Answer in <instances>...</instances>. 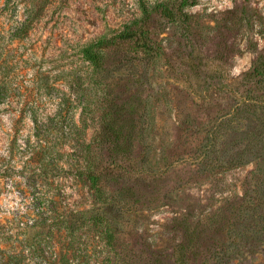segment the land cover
Returning <instances> with one entry per match:
<instances>
[{
  "label": "rangeland",
  "instance_id": "374dc122",
  "mask_svg": "<svg viewBox=\"0 0 264 264\" xmlns=\"http://www.w3.org/2000/svg\"><path fill=\"white\" fill-rule=\"evenodd\" d=\"M194 1L189 25L153 19L161 56L108 55L133 108L130 168L152 173L121 179L134 194L111 248L53 223L95 208L76 175L98 113L81 47L139 0H0V264H264V79L245 75L264 58V0Z\"/></svg>",
  "mask_w": 264,
  "mask_h": 264
},
{
  "label": "trees",
  "instance_id": "16d2710c",
  "mask_svg": "<svg viewBox=\"0 0 264 264\" xmlns=\"http://www.w3.org/2000/svg\"><path fill=\"white\" fill-rule=\"evenodd\" d=\"M244 1L249 2V0ZM194 2V0H171L148 5L144 0H139L137 17L110 35H103L81 47L82 57L89 64L88 81L98 101V113L96 133L93 139L84 144L82 168L76 171V175L84 182L95 208L87 213L82 212L79 216L82 220L79 221L58 219L53 223L57 230L62 227L73 230L86 225L104 241L105 246L111 248L114 246L118 226L117 213H121L123 203L134 194L132 184L128 185L121 179L125 180L134 173L138 176L150 177L152 173L144 170L143 167H141L143 170L138 171L139 173L130 168L135 147L132 145L131 136L123 134L122 130L125 127L124 116L131 114L133 108L125 101H118L111 94L107 82V58L110 53L123 51L133 56L139 55L144 60L161 56V48L155 44L152 31L153 19L155 16H160L168 22L189 25L191 17L184 12V7ZM22 25L20 30L24 32L27 27L25 23ZM245 75L263 80L264 58L258 56L251 71ZM54 117H58L57 112L54 113L53 121ZM128 132L131 133L130 130ZM101 149H104L110 158L106 164L99 163L96 156V152ZM69 234L72 232L70 231ZM65 256L64 253H59V264H64Z\"/></svg>",
  "mask_w": 264,
  "mask_h": 264
}]
</instances>
